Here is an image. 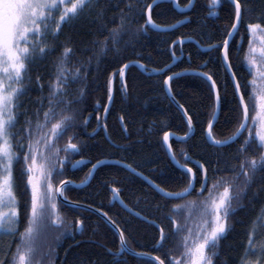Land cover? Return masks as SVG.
<instances>
[{"label":"trees","instance_id":"16d2710c","mask_svg":"<svg viewBox=\"0 0 264 264\" xmlns=\"http://www.w3.org/2000/svg\"><path fill=\"white\" fill-rule=\"evenodd\" d=\"M181 7L186 6L187 0H178ZM150 2V0H149ZM212 0H195V7L187 14L175 11L171 3L162 2L151 13L152 20L160 26L173 25L177 21L190 20L175 30L161 33L153 31L146 26V9L140 12V8L134 11L138 14L121 41V50L117 53L110 51L107 56L101 57L99 66L95 58L94 50L90 47V41L104 40L103 35H98L96 25L91 22L92 15L85 14L80 19L63 27L60 39L56 42V52L47 56L43 61L31 67L30 75L32 85L29 94L22 97L25 108L31 114L36 108V101L41 95L47 96V85L54 79L53 63L59 57L62 49L60 44L71 40L70 47L75 50L69 68L74 71L76 67L86 71L87 77L81 73L80 78L69 87L70 99L79 97L80 89L84 95L79 98L72 107L75 116L73 132L79 142L84 145L79 155L71 157L64 177L75 183H80L97 160H113L131 165L137 172L142 173L149 180L169 192H180L187 187V175L182 174L168 158L162 137L165 133H174L177 136L188 132L187 121L166 97L163 81L173 72L186 70L204 71L213 76L222 97V112L219 123H215L212 129L216 139H226L232 135L236 121L240 117V109L237 107L233 86L229 79V73L225 71L220 52H212L211 55L198 51L193 43L173 45L177 39L188 37L198 41L202 46H208L209 42L222 45L227 32L234 22V8L225 0L218 8V15H209V6ZM113 4L106 13V20L118 18L120 8ZM249 11L244 16V23L240 26L239 35L234 43L241 45L230 48L229 62L232 71L241 83L242 89L252 79L246 71L245 54L248 50V33L245 26L248 22H257V17L264 12V0H247ZM118 23V19L115 21ZM114 24L110 23L109 27ZM142 26L148 27L145 31ZM104 35H107L105 33ZM243 37V40H241ZM51 40V37L48 38ZM125 42L127 45L125 46ZM183 48V57L172 67L157 75L146 76L137 67L130 66L125 75V85L122 89V81L118 75L119 69L126 63L139 62L148 70H162L172 63L171 54L176 52L180 57V49ZM99 52V48L95 53ZM92 57L89 64L88 58ZM208 61L206 67H202ZM37 75L42 77L45 84L41 94L35 86ZM114 78V94L112 102L104 116V109L109 96V80ZM227 83L226 91L223 87ZM172 95L179 105H183L188 115L192 117L194 132L187 141L178 142L171 139L170 146L175 158L181 164H186L196 173L195 187L192 193L180 199H163L148 184L134 174L118 165L105 164L100 167L95 177L84 188L71 187L65 193L74 203H82L94 208H100L117 221L120 228L125 231L127 246L138 252H145L169 264L172 258L178 257L182 251L180 242L186 233L171 237L163 248H154L159 239V230L156 226L130 216L116 203L113 205L111 188L119 190V196L129 207L139 212L149 221H154L159 227H163L166 235L175 231L176 225L170 222V214L174 211V205H187L194 202L197 207L209 197L208 189H212L213 183L218 180L233 181V169L239 168V160L236 157L238 143L225 145L224 147L210 146L206 142L205 131L209 118L213 111V96L209 91V84L197 75H184L170 82ZM46 103V101H45ZM23 112L24 109H21ZM87 118L88 124L82 122ZM123 118V119H121ZM23 122V116L21 117ZM247 135V133H245ZM65 136L60 141L63 148L67 143ZM241 140L243 137L240 138ZM77 142V141H73ZM255 146L246 153L247 156L256 155ZM191 157V160H186ZM84 159L87 163L80 168L71 169V163ZM196 160L207 169V182L202 193L198 192L202 182V172L193 163ZM20 166L16 168L17 195L20 198L19 231L23 232L26 224V201L29 197L24 193V182L19 175ZM241 180L236 183H242ZM223 188L213 189V194L222 192ZM259 195L252 200V194ZM244 207L236 208L229 219L230 230L226 238L220 244V256L213 259V264H238L243 244L247 239V231L250 222L253 221L264 208V181H257L248 190L247 198L242 201ZM235 206V205H234ZM62 223L52 225L46 234V243L52 249L54 264H114L113 255L109 253L119 252V238L113 235L110 228L102 218L82 209L62 207L58 209ZM187 210L172 217L180 225L185 224ZM198 220L199 217H194ZM83 221L82 230L76 222ZM127 222V223H125ZM189 226L195 227L192 222ZM9 238H0V247L7 248ZM12 251H15V242H12ZM49 264V261H45ZM118 264H146V261L129 256L126 253L120 258ZM155 264H157L155 262Z\"/></svg>","mask_w":264,"mask_h":264},{"label":"snow or ice","instance_id":"6c2138e0","mask_svg":"<svg viewBox=\"0 0 264 264\" xmlns=\"http://www.w3.org/2000/svg\"><path fill=\"white\" fill-rule=\"evenodd\" d=\"M164 0H0V238L8 237L7 248L0 247V264H54L52 249L46 243V234L52 225L61 224L62 217L58 211L69 201L65 194L71 187H84L95 177L97 170L105 165L106 161L97 160L92 164L91 169L79 185L64 177L65 170L71 162V157L81 153L82 145L78 137L73 132L68 133L75 127V116L72 114V107L79 98L84 95L81 88L79 97L70 99L69 87L76 82L82 73L80 67L74 71L69 68V64L75 55V50L70 47L71 40L60 44L62 49L59 57L53 63L54 79L47 85L48 95H41L36 101L35 110L29 114L25 108L22 97L29 94L32 78L31 67L43 61L47 56L56 52V42L60 39L63 27L68 26L73 21L80 19L83 15H92L91 22L96 25L98 35H103L104 40L93 39L90 47L94 50L97 66L101 57L107 56L110 51L119 52L123 35L127 32L128 26L133 23L137 12L135 8H140V12L145 9L148 12L146 26L158 32L165 33L176 29L190 20L186 17L170 27H161L153 22L151 13L155 7ZM172 3L173 0H166ZM225 0H212L213 7H219ZM234 8V22L230 30L223 39L222 45H215L209 42L204 54L211 55L212 52L222 51V59L225 71L229 73V79L233 86V93L236 98L237 107L240 109V117L236 121L235 129L231 136L226 139H216L212 129L215 123H219L222 112V97L213 76L204 71L196 72L195 75L201 77L209 84V91L213 96V111L208 122V132L206 142L210 146L223 147L238 143L236 157L239 160V168L233 169V181H225L223 178L208 189L209 197L205 199L199 207L194 202L187 205L176 204L174 211L170 214V222L174 225L175 231L170 235L165 234L163 227H159V239L154 248L159 250L164 247L171 237H182L180 247L182 249L178 257H173L169 264H213V259L220 256V244L226 238L230 230L229 219L234 214L236 208L244 207L242 201L247 198L248 190L257 181H264V12L257 17V22H248L245 31L248 33V50L245 54L246 71L252 77L247 82V86L242 89L236 73L232 71L229 62V52L232 46L237 49L241 45L234 43L235 37L239 35L240 26L244 23V16L249 9L247 0H226ZM120 8L118 18L106 20V13L115 4ZM177 12L186 14L195 7V0H187L184 8L175 4ZM210 16H217L218 13L209 10ZM118 19V23H116ZM113 23V27L109 24ZM147 31L148 27L142 26ZM107 33V35H104ZM51 37V40L48 38ZM243 40V37H241ZM191 42L200 51L201 45L198 41L180 39L179 44L183 45ZM231 42V43H230ZM175 43V42H174ZM127 42H125V46ZM99 48V52L95 50ZM183 57V48L180 49V57ZM171 59H178L173 51ZM92 57L88 58L89 64ZM208 61L202 67H206ZM129 64H124L118 72L123 81L125 69ZM142 71L148 72L144 65H139ZM171 68L172 65L166 66ZM163 72V69L160 70ZM152 72H156L155 69ZM84 77L88 73L84 71ZM151 74V73H149ZM182 72H173L163 81L166 87V94L172 97L170 82L183 75ZM109 101H111L112 88L109 80ZM227 81L223 85L225 91ZM36 89L42 94L45 84L42 77L37 75L35 82ZM126 85L122 84V89ZM46 101V103H45ZM183 109V105H178ZM21 109H24L22 112ZM187 116L188 137H191L193 120L185 110ZM23 116V122L21 117ZM123 119V118H121ZM88 119L83 120V124H88ZM247 133V135H245ZM67 136V143L61 148L60 141ZM243 137L241 140L240 138ZM164 142L169 140V134H164ZM77 142H73V141ZM255 146L256 155L247 156L246 153ZM169 153L172 161L187 175L188 184L182 192H169L153 181L137 172L136 168L120 161H114L129 173L145 180L153 190L163 199L183 198L190 190L194 189L196 173L193 169L186 167L176 160L175 155ZM186 160L191 157L186 156ZM87 163L81 159L71 163L73 169L83 167ZM20 166L19 175L24 182V193L29 197L26 201V224L23 232L19 231L20 198L17 195L16 168ZM197 169L202 172L201 190L206 186L207 169L203 164L196 162ZM242 183H236L241 180ZM222 187L223 191L213 194V189ZM113 205L119 203L120 206L140 220H147L139 212H133L123 200L120 199L119 190L111 188ZM259 195L258 192L252 194L250 203ZM63 198L61 202L58 198ZM235 205V206H234ZM74 207L82 206L74 204ZM94 210L111 225L110 231L113 235L119 236V252L111 253L114 264H118L124 253H131L137 259L146 261V264H165L159 256L152 257L144 252H133L127 247L125 231L120 228L117 221L113 220L107 212L100 208ZM187 210L185 224L180 225L173 216ZM199 217L198 220L194 217ZM155 224L154 221H147ZM189 222L195 227L189 226ZM82 230L83 221L76 222ZM127 223V222H125ZM247 239L243 244L238 264H264V208H261L258 216L250 222ZM12 242H15V251H12Z\"/></svg>","mask_w":264,"mask_h":264},{"label":"water","instance_id":"95a60500","mask_svg":"<svg viewBox=\"0 0 264 264\" xmlns=\"http://www.w3.org/2000/svg\"><path fill=\"white\" fill-rule=\"evenodd\" d=\"M166 0H164V2H165ZM162 3V2H161ZM172 4V7H173V9L175 10V11H177L176 10V8L174 7V5L175 4H178L179 5V1L178 0H173V2L171 3ZM180 6V5H179ZM185 7V6H184ZM184 7H181L180 6V8H184ZM209 8L210 9H213L214 7H213V5L211 4L210 6H209ZM215 8H217V7H215ZM146 21H147V18H148V12H147V10H146ZM187 14V13H186ZM182 20H184V19H182ZM146 21H145V23H146ZM180 21V20H179ZM178 22V21H177ZM176 22V23H177ZM157 24V23H156ZM186 24V23H185ZM158 25V24H157ZM184 25V24H183ZM160 26V25H159ZM171 25H166V26H161L162 28L163 27H170ZM150 27V26H149ZM180 27V26H179ZM177 29V28H176ZM153 30V29H152ZM172 30H175V29H172ZM153 31H157V30H153ZM171 31V30H170ZM158 32V31H157ZM166 33V32H165ZM189 38L191 39V40H194L193 38H191V37H188V38H185V40L187 41V40H189ZM179 40L180 39H177L176 41H174L172 44L173 45H176L177 43L179 44ZM186 43H188V42H186ZM191 43V42H190ZM231 43V42H230ZM185 44V43H184ZM201 45V44H200ZM182 46V45H181ZM207 47L208 46H202L201 45V51H203V52H205L206 51V49H207ZM222 52V51H221ZM221 57H222V53H221ZM180 58L178 57V59H176V60H173L172 59V63H170L171 65H173V64H175L178 60H179ZM223 62V61H222ZM126 64H129V67L130 66H134V67H137L139 70H140V72L141 73H143L144 75H148V76H150V75H157V74H160V73H163L165 70H167L168 68H165V69H163V72H161L160 70H156V72H152V70H148V72H145V71H142L141 69H140V67H139V65H142V64H140L139 62H137V61H135V62H129V63H126ZM128 67V68H129ZM145 67V66H144ZM128 68L127 69H125V75H126V72H127V70H128ZM180 72H182V73H184L183 75H181V76H184V75H195V73L196 72H199V71H195V70H186V71H180ZM149 73H151V74H149ZM125 75H124V78H123V81H122V84L123 85H125ZM172 75V74H171ZM178 78V77H177ZM111 81H112V84H111V88H112V92H111V96L113 97V94H114V89H113V85H114V78L112 77V79H111ZM163 87H164V90H165V94H166V87L167 86H165V85H163ZM173 96V95H172ZM166 97H168L169 99H170V101L173 103V105L175 106V107H177L178 108V110H179V112H181V114H182V116L186 119V121H187V116H185L183 113H184V111H185V109L183 108V109H180L179 107H178V102L176 101V99H175V102H173V100H172V97H170V96H168L167 94H166ZM108 101H107V104H106V106H105V109H104V116H106V113H107V109L109 108V106H110V104H111V102H112V99H111V101H109V96H108V99H107ZM193 132H194V128H192V133H191V136H192V134H193ZM207 132H208V125H207V127H206V131H205V138H206V135H207ZM169 134V140H168V142L167 143H165L164 142V136L162 137V140H163V144H164V147H165V151H167V155H168V158H169V160L176 166V164L172 161V159H171V157H170V153H169V145H170V141H171V139H174V140H176V141H178V142H184V141H187L188 139H189V137H188V132L185 134V135H181V136H177V135H175L174 133H168ZM224 147V146H223ZM170 151H171V154H174L173 153V150L170 148ZM104 161H106V163L105 164H112V165H116L115 163H114V161L113 160H104ZM196 160H193V163L196 165ZM200 163V162H199ZM122 164H124V163H122ZM201 164V163H200ZM119 166V165H118ZM177 167V166H176ZM186 167H188V166H186ZM178 168V167H177ZM71 169L73 170V168L71 167ZM179 169V168H178ZM194 173V172H193ZM143 175V174H142ZM203 175V174H202ZM144 176V175H143ZM138 177V176H137ZM145 177V176H144ZM138 178H140V177H138ZM141 179V178H140ZM143 180V179H142ZM71 181V180H70ZM146 184H148L145 180H143ZM207 182V181H206ZM75 183V182H74ZM75 184H77V185H79L80 183H75ZM154 184H156V183H154ZM149 185V184H148ZM87 186V185H86ZM86 186H84V187H86ZM150 186V185H149ZM84 187H74V188H79V189H81V188H84ZM151 187V186H150ZM194 187H195V184H194ZM152 188V187H151ZM192 191H193V189L192 190H190L189 191V193L188 194H186L184 197H186V196H188V195H190L191 193H192ZM180 192H182V191H180ZM198 192H200V193H202V190H201V187H200V189L198 190ZM183 197V198H184ZM61 202H63V198L61 197V198H58ZM121 199V198H120ZM174 199H180V198H174ZM173 199V200H174ZM122 200V199H121ZM68 203L65 205L66 207L68 206V207H71V208H75V209H82V210H85V211H87V212H91V213H93V214H95L98 218H102L99 214H97L94 210H87L88 208H89V205L87 206V205H85V204H82V203H74V202H72L71 200H69L68 199ZM74 204H78V205H80V206H82V207H80V208H77V207H74L73 205ZM118 206H120V204L119 203H116ZM92 209H95L94 207H91ZM120 208H121V206H120ZM132 209V208H131ZM133 210V209H132ZM127 212V211H126ZM133 212H136L135 210H133ZM128 213V212H127ZM129 214V213H128ZM102 220L105 222V224L109 227V228H111V225H109L108 223H107V221H106V219H104V218H102ZM142 221V220H141ZM143 221H145V222H147V221H149L148 219L147 220H143ZM149 223V222H148ZM151 224V223H150ZM152 225H154V226H156L157 227V224L155 223V224H152ZM158 228V230H159V227H157ZM160 234V233H159ZM117 237L119 238V236L117 235ZM128 247V246H127ZM129 248V247H128ZM131 249V248H130ZM132 250V249H131ZM133 252H138V251H136V250H132ZM145 253V252H144ZM127 255H129V256H134V255H132L131 253H126ZM148 254V253H147ZM148 255H150V256H152V257H156V256H153V255H151V254H148ZM136 257V256H135ZM157 264H159V261H155Z\"/></svg>","mask_w":264,"mask_h":264},{"label":"flooded vegetation","instance_id":"af4514ba","mask_svg":"<svg viewBox=\"0 0 264 264\" xmlns=\"http://www.w3.org/2000/svg\"><path fill=\"white\" fill-rule=\"evenodd\" d=\"M218 8V7H217ZM216 9V8H215ZM212 10V9H211ZM190 12V11H189ZM217 12V11H216Z\"/></svg>","mask_w":264,"mask_h":264},{"label":"bare ground","instance_id":"6f19581e","mask_svg":"<svg viewBox=\"0 0 264 264\" xmlns=\"http://www.w3.org/2000/svg\"><path fill=\"white\" fill-rule=\"evenodd\" d=\"M170 64V63H169Z\"/></svg>","mask_w":264,"mask_h":264}]
</instances>
